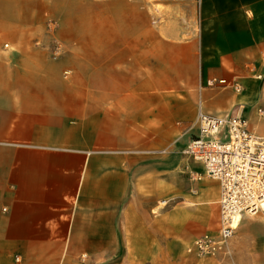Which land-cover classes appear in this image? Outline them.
Segmentation results:
<instances>
[{"label": "crops", "instance_id": "crops-1", "mask_svg": "<svg viewBox=\"0 0 264 264\" xmlns=\"http://www.w3.org/2000/svg\"><path fill=\"white\" fill-rule=\"evenodd\" d=\"M89 3L0 0V264H264V209L188 252L219 185L183 153L198 109L264 136V0Z\"/></svg>", "mask_w": 264, "mask_h": 264}, {"label": "built area", "instance_id": "built-area-1", "mask_svg": "<svg viewBox=\"0 0 264 264\" xmlns=\"http://www.w3.org/2000/svg\"><path fill=\"white\" fill-rule=\"evenodd\" d=\"M256 112L264 116L262 107ZM194 124L196 130L183 153L202 165L194 179L208 176L219 185L215 229L199 234L187 249L205 259L223 253L241 219L263 208L264 136L251 131L247 120L232 112L212 115L198 109Z\"/></svg>", "mask_w": 264, "mask_h": 264}, {"label": "rangeland", "instance_id": "rangeland-1", "mask_svg": "<svg viewBox=\"0 0 264 264\" xmlns=\"http://www.w3.org/2000/svg\"><path fill=\"white\" fill-rule=\"evenodd\" d=\"M74 1V5H80V1H82V0H73ZM88 1H90V3H89V5L90 6H96L97 5V2L99 1V0H88ZM143 1H146V0H143ZM59 2H60V0H59ZM59 5V4H58ZM68 47L63 43V42H56V43H54L52 46H51V51H52V53L53 54H58V53H60V52H63V51H65L66 49H67ZM193 165H195V164H193ZM188 176V175H187ZM190 176V175H189ZM216 207H217V205H216ZM264 209V207L261 209L260 208V210L258 211V213L261 211V210H263ZM258 213L257 214H255V215H245V217H248V216H250V217H254V218H257L258 217ZM217 220V210L216 209H214V211H213V213L211 214V217H210V223H209V227H207V228H204V229H206V230H202V232L201 233H203V232H205V231H213L214 229H215V225H216V223H215V221ZM200 233V234H201ZM198 236V235H197ZM196 236V237H197ZM195 239V238H194Z\"/></svg>", "mask_w": 264, "mask_h": 264}, {"label": "bare ground", "instance_id": "bare-ground-1", "mask_svg": "<svg viewBox=\"0 0 264 264\" xmlns=\"http://www.w3.org/2000/svg\"><path fill=\"white\" fill-rule=\"evenodd\" d=\"M261 206L264 207V202H262V205Z\"/></svg>", "mask_w": 264, "mask_h": 264}]
</instances>
